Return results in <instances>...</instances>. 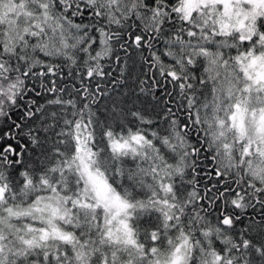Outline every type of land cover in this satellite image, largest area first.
Returning a JSON list of instances; mask_svg holds the SVG:
<instances>
[{
  "label": "snow or ice",
  "instance_id": "1",
  "mask_svg": "<svg viewBox=\"0 0 264 264\" xmlns=\"http://www.w3.org/2000/svg\"><path fill=\"white\" fill-rule=\"evenodd\" d=\"M0 264H264V0H0Z\"/></svg>",
  "mask_w": 264,
  "mask_h": 264
}]
</instances>
